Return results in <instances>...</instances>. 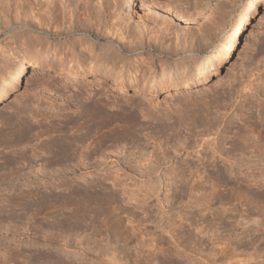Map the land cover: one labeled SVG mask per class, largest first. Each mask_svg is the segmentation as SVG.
Wrapping results in <instances>:
<instances>
[{
  "label": "rangeland",
  "instance_id": "rangeland-1",
  "mask_svg": "<svg viewBox=\"0 0 264 264\" xmlns=\"http://www.w3.org/2000/svg\"><path fill=\"white\" fill-rule=\"evenodd\" d=\"M84 1L90 7L94 3ZM251 1L112 0L110 6L106 2L107 12L113 10L110 17L101 26L91 22L93 26L88 24L79 37L105 44L107 52L109 47L119 48V56L113 65L103 61L92 66L94 72L85 77L72 78L63 71L32 74L27 67L36 63L87 67L93 50L77 56V48L57 35L63 29L56 32L60 23L43 24L42 30L33 18L36 25L31 31L17 30L14 41L0 43V93L10 88L20 64L27 69L16 98L0 109V264H227L222 257L229 251L236 253L234 260L242 261L238 264H264V178L256 170L264 167V161L258 162L251 147H236L230 155L239 165L229 169L232 161L226 160L223 151L241 143L246 126L259 113L264 115V93L260 94L261 112L248 110L246 99L240 96L223 119L217 141L208 146L221 122L194 121L186 114L189 107L195 108L188 103L196 102L211 107L208 118L216 116L217 109L226 111L219 108L220 103H234L240 94L234 86H244L232 83L234 78L246 80L254 73L250 79L264 85V0H258L259 8L242 31L230 66L220 79L210 78L177 92L161 89L177 79H192L198 72L211 73L233 23ZM128 7L130 15L121 22L119 17ZM140 29L145 32L143 43L150 40V45L125 54L121 37ZM198 29L208 30L212 38L204 51L193 54L190 44ZM3 38L0 35V41ZM7 55L13 59L7 60ZM97 71L108 75L97 76ZM113 78L126 85L115 86ZM133 81L139 89L132 86ZM150 87L157 90H140ZM66 141H71L67 154L48 150L49 143L60 146ZM214 146L220 151L212 157ZM86 153L91 154L89 161L83 159ZM51 156L59 161L48 165L46 159ZM23 159L28 164L20 162ZM98 161L102 164L95 167ZM86 162L92 167L87 173L59 172ZM43 167L59 169V173L47 178L29 173ZM181 170L185 179L197 182H190V188L178 196L180 178L176 175ZM218 170L224 172L220 178ZM19 174L26 176L18 179ZM250 176L258 178L257 183ZM218 187L239 196L240 203L231 200L236 204L233 209L242 212L246 221L260 220L261 226L250 224L254 228L249 225L246 234L238 237L239 231H230L236 223L229 225L228 217L234 213L228 204L222 207L211 198ZM83 194L102 196L104 201L100 206L87 204ZM202 222L213 225L209 236L193 237L192 231ZM146 237L154 240L155 250L138 243ZM11 256L18 259L12 262ZM7 258L8 263H2Z\"/></svg>",
  "mask_w": 264,
  "mask_h": 264
},
{
  "label": "bare ground",
  "instance_id": "bare-ground-1",
  "mask_svg": "<svg viewBox=\"0 0 264 264\" xmlns=\"http://www.w3.org/2000/svg\"><path fill=\"white\" fill-rule=\"evenodd\" d=\"M111 1L112 0L106 1L108 4L107 6H110L109 4ZM93 2L94 3L91 4V7H90V3L85 2L84 0H40V2H39V0H35V1L34 0H0V35H4V38L2 39V41H0V43L3 44V42L5 40H9V42L14 41L16 39V36H17L16 35L17 30L31 31L32 28H34V26L36 25L35 23L34 24L32 23V20H34L33 18L37 19L36 20L37 22L36 21L35 22L40 27L43 24L46 27L52 26V24L54 22H56V23H60L59 27H57L58 29H56V32H58L60 29H62L61 27H63V29L60 30V32H58L57 35H59L61 37L63 36V38L65 39V42L68 45L75 47V50L77 48V51H76L77 56H85L86 51H90V50H93V56L91 54L92 57H89V60L87 59L88 60L87 61V67L85 66V67H81V68H77V69H68V68H61V67H57V66H48V65H45L42 63L31 64L27 67L31 68V72H33L32 74H42L44 72H47L49 74H54V73H57L59 71H63L68 76H70L72 78H74V77H85V76L89 75L90 73L94 72L91 68L92 66L97 67L98 65L103 64L102 63L103 61L113 62L112 63V65H113L114 62L117 60V56H119V51H118L119 48L118 49L113 48V47L110 48L108 46L109 52H107L108 50L105 49V48H107V46L105 44L104 45L101 44L102 45L101 46L100 43L94 41L93 39H90V37L88 39H86V37H81V36L79 37V34L84 33L82 31V29H84L88 24L90 25L94 22V24L98 23L96 25L101 26L103 20L105 18L108 19L107 17L110 15L111 11H113L111 9L110 13H108L110 8L108 10L106 9L108 7L105 6L106 2L104 0H95V1L93 0ZM258 2H259L258 0L251 1L244 8V11L238 16V18L233 23L231 31H230V35L226 38L224 44L219 49L218 54H217L216 58L214 59L213 64L211 65V67L214 66V69L211 73L204 74V73L198 72L197 74H195L193 76L192 79H188V78L177 79L176 81H172L168 85H163V87H161V89L163 88L165 91L172 89V90H174V92H177L180 90L188 89L191 86L196 87V86L205 84V83L209 82L210 78L217 77L218 79H220L222 77L223 70L225 68H227L228 66H230L229 64H230L232 55L234 54V52L238 48V44L240 41V37L242 35V31L244 30V28L248 24V22H249L250 18L252 17L253 13L255 12V10H257L259 8V7L257 8ZM111 5H112V3H111ZM113 5L116 6L117 4L114 3ZM36 6H37V8H36ZM111 7H113V6H111ZM116 7L118 8V5ZM263 14H264V7H263ZM80 15H83L84 18H81ZM129 15H130V8L128 7L127 11L125 13L121 14L119 19L121 20V22H123L125 20V18L129 17ZM38 26H36V27H38ZM92 26H93V24H92ZM220 26H222V25H220ZM42 27H41V29H42ZM88 28H89V26L87 27V29ZM135 28H137V27H135ZM35 29H37V28H35ZM38 30H39V28H38ZM80 31H82V32H80ZM116 31H117V29H116ZM91 32H93V31H91ZM48 33H49V31H48ZM144 33L145 32L143 31V29H140V30H137L136 32H134L132 35L122 36L121 40H123V41L120 44L121 50L124 51L125 54H131V51H134V49L140 48L143 45L144 46L146 45L148 47L150 45V43H149L150 40L143 43ZM72 36H78V37L73 38ZM211 36L212 35L208 32V30H205V29L199 30L198 29L194 33V38L192 37L194 39V40L192 39L193 42L189 41V43L192 42V44H190L192 53L198 54V53L204 51L207 47V44L210 43V42L208 43V41L211 40V38H212ZM36 38L38 39L39 37H36ZM37 39H34V40L37 41ZM41 39L39 38L40 41H41ZM102 39L103 38H101V40ZM186 42H188V41H186ZM85 45H86V47H82ZM103 49H105V50H103ZM110 49H111V51H110ZM174 53H176V52L174 51ZM192 53H190V54H192ZM149 56H151L152 58L154 57L153 55H149ZM8 57H7V60H9V61L13 59L12 57H9V58ZM151 57H150V60H149V58H148V60L152 63L153 59ZM2 59H5L4 55H2ZM26 70H27L26 64H23V63L20 64L19 67L16 69L13 77H12V81H11L12 84H11L10 88L7 90L4 88L2 89V91L0 93V109L2 108L3 105L12 102L14 100V98H16V94H18L20 89H21V79H22L24 73L26 72ZM247 72L249 73V74L247 73V75H250V73H252V71L249 72V70ZM95 73L99 74L97 76L107 74V73H104L103 71H97ZM253 74H251L250 76H252ZM242 76H243V74L241 75L240 78H242ZM250 76H247L246 80L244 79L245 81L244 80L239 81L237 78H234L233 80H231L232 83L236 82L235 84H239V85L244 84V86H239L240 90H238V89L236 90L237 86L236 87L234 86L235 91L239 92L240 94L235 92V93H237L236 94L237 98L234 100V103H231V101H230V103H228V104H222L224 102H221L219 108H227V109L224 112H221L220 109L215 110V113L217 115L214 116L213 118H208L209 114L211 112V107L206 106L203 103H197V102L193 103V104L188 103V105H193L195 107L194 109L189 107V109H188L189 111L186 109L187 110L186 114L189 115V117L192 118L194 121L195 120H203L204 121L206 119H211V120H213L212 122H214V121L218 122V123L221 122L220 124H217V136L213 140L206 142L205 146H208L213 141H214V143L217 141V137L219 136V132L221 131L220 126L222 125L223 119L225 117L228 118V116H227L228 111H233L232 109L237 104L236 103L238 101L237 99H239L240 96H243L242 97L243 100L246 99V103L248 105V110H250L252 108H257V111L261 112L262 100L260 99V94L264 93V85L261 82H254V79L253 80L250 79ZM257 77H258V75H257ZM252 78H254V77H252ZM112 80H113L112 82L115 86L123 87L126 85L125 83H123L122 81H120L117 78H113ZM131 83H132V86L139 89V87L137 86V83H135L134 81ZM228 85L230 86V84H228ZM239 87H237V88H239ZM140 90L141 91L145 90L146 92H155L157 89L155 87H150L148 89H140ZM243 90H246V92H244ZM242 91L245 94H242L243 93ZM230 96H232V95L230 94ZM237 111H238V108H237ZM239 113H240V111H239ZM237 114H238V112H237ZM260 114L261 113H259L257 115V117L255 119H253L248 126H246V133L243 134L241 136V138L239 137L242 140L241 143H238L239 145L236 144V146H235V143H233L234 145H230V148H228V149L226 148V150H223L224 154L226 155V160L228 162L230 160L232 161V162L230 161L232 163L231 166H228L229 169H231L233 167V165L237 166V164H238L236 162V159L232 158V155H230V153L232 151H234L236 147L241 148L243 150L245 148L251 147L253 149V150L251 149V153L252 152L255 153L254 156L256 157V159H258V162L264 161V115H260ZM95 115H96V117H99V119L101 121V115H99L98 112H96ZM234 115L235 114H233V116ZM43 117L45 120L49 118L46 115H43ZM250 119H252V118H249L248 122L250 121ZM230 121H228V123ZM215 122H214V124H216ZM209 129L211 130V128H209ZM225 131H226V129H225ZM28 133H30V130L26 131V134H28ZM245 138H246V140H245ZM241 140H239V141H241ZM243 141H244V143H243ZM53 148L54 149L56 148V151L60 150V152H62V154H67L68 151H70V149H71V141L63 142V144H61L60 146H58V145L56 146L55 144L53 145V143L52 144L49 143L48 150L50 151V149H53ZM207 149H209V148H207ZM212 150H213L212 157L214 156V154H216L217 151H220L219 149H216L215 146L212 147ZM237 151H238V149H237ZM234 152H233V154H234ZM49 153H51V152H49ZM217 153H219V152H217ZM97 154L98 153L95 152V155H97ZM242 154L244 155L245 153L242 152ZM52 155H54V154H52ZM240 155H241V153H240ZM90 156H91V154H90ZM90 156H88V154L86 153L83 156V159L85 161H89ZM34 157H36L35 154H34ZM58 158L55 156H51L49 158L47 157L46 163L48 165H53L59 161ZM62 158L66 159V157H62ZM13 162L18 163V161H16V160H14ZM20 162H25V163L27 162V164H28V161L26 159L20 160ZM47 164H45L44 166L47 167L48 166ZM101 164H102V162L98 161V163L96 164L95 167H100ZM90 166H88L87 162H86V164H82V166H77V167L70 169V170L68 168H62L61 171H59V169H57V170L56 169H49L48 170V168L43 167L42 169L37 170L35 172L29 171V173H32V175H35V176L41 174L44 178L45 177L47 178V177L54 176L55 174H58L59 172L61 173V172L71 171V172L75 173V172L79 171L81 173H87V172H89V170L92 169V167H90ZM17 168L19 169L20 167H17ZM21 168L19 170H21ZM228 168L226 171L225 170H222V171H225V173H227V171L229 170ZM257 169L259 171V177H261L263 179L264 175H262L261 172L264 173V167L263 166L257 167L256 170ZM220 170H218L219 171L217 174L218 178L222 177L223 176L222 173H224V172H221ZM194 172L192 174H194ZM26 174H24V175L19 174V175H17V178L20 179L22 177H25ZM227 174H229V172ZM29 175H27V176H29ZM176 177L180 178L179 185H177V187H176L178 196L180 194H183L185 192V189L190 188L189 187L190 182H195V183L197 182V181H194L193 179L192 180L185 179V174L182 170L180 171V173H177ZM176 177H175V179H176ZM250 179L252 180L251 176H250ZM252 181H254V183H257L258 178L256 180H252ZM242 182L246 184V180L245 181L242 180ZM226 186L227 185H225V187ZM193 189L197 190V189H199V186H198V188L193 187ZM224 189L220 190V187H218V189L217 188L214 189L211 192V198L213 201L216 200L217 202H219V204L222 205V207L225 204L226 205L228 204V208H229L228 210H230L231 212L234 213L233 215H229V217H228V224L229 225L231 224V222L236 223V226H232L231 227L232 229H230V231H239L237 234V237H238V236H242L243 234H246V230H248L251 227V225L258 226V227L261 226L260 220L250 219V220L246 221V217L243 218L242 212H239V211L233 209V207H235L236 204H233L231 202V200H235V202L240 203V197L235 196L234 194H232L230 196L227 192L225 193ZM91 195H93V194H89V195L83 194V196H82V198L85 200V202L87 204L90 202L91 203L94 202V204L96 203L97 205L100 206L101 203H103L104 198L102 199L101 198L102 196L97 197L98 195L97 196L96 195L91 196ZM261 195L263 196L262 193H261ZM105 197H107V196H105ZM109 199H112V198L109 197ZM106 200H108V199H106ZM206 204L207 203L205 202L204 205H206ZM198 212H201V210L200 211L197 210V213ZM237 217L239 219H237ZM249 225H250V227H249ZM208 226H209V224L204 225V222H202L199 226L197 225V227L195 226V229L192 231L193 237L197 236V238H200V237L203 238L205 236H209V234H210L209 231L211 229L210 226L212 227L213 225H210L209 227ZM251 228H254V227H251ZM19 234L22 235V233H19ZM151 240H152V238L151 239L147 238V240L141 238L138 243L140 245H142L143 247H149L150 248L152 246V248H153V241L154 240L152 242H151ZM223 251H224V249H223ZM17 253H19V252L17 251ZM225 253H227V252H225ZM229 253H232V251H229ZM229 253L224 255L222 252L224 257H222L223 256L222 254L220 256V257L224 258L223 260L225 261V263H227V264H238L239 262H242L241 260H238V261L234 260L235 255L233 257V254H236L235 252L233 254H229ZM16 259H18L17 256H11L10 257V261H12V262L15 261ZM8 261L9 260L7 258V260L5 259L4 261H2V263H8Z\"/></svg>",
  "mask_w": 264,
  "mask_h": 264
}]
</instances>
